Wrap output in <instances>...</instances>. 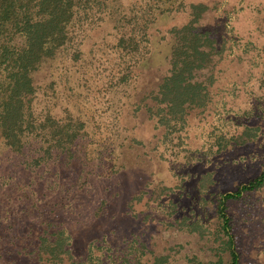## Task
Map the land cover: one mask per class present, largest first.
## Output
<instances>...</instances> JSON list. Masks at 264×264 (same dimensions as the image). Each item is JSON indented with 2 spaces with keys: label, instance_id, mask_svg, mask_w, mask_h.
Wrapping results in <instances>:
<instances>
[{
  "label": "trees",
  "instance_id": "16d2710c",
  "mask_svg": "<svg viewBox=\"0 0 264 264\" xmlns=\"http://www.w3.org/2000/svg\"><path fill=\"white\" fill-rule=\"evenodd\" d=\"M114 1L0 0V141L20 154L28 148L34 151L28 160L35 166L52 158L60 170L69 168L77 178L81 177L84 162L78 153L79 140L93 131L92 113L99 116L98 106L93 105L88 93H99L104 85V82L95 85L87 75L86 66H92L96 60L103 38L96 37L113 19ZM151 1L155 10L150 21L152 27L159 28L158 22L167 18L174 20L163 34L159 30H151L149 34L145 26L147 38L154 42L152 51L110 82L115 89L131 77L117 113L120 123L104 131L111 139L100 143L103 149L96 152L98 174H118L115 185L119 188H108L107 198L100 201L89 226L84 223L79 226L80 234L87 227L102 228L103 220L129 217L133 187H144L150 175L146 166L150 150L165 149L166 135L169 140L179 141L187 125L210 106L213 93L226 80L224 74L228 69L237 76L242 74L239 69L249 68L248 63L241 62V53L229 56L224 33L220 40L217 38L213 23L207 19L214 7L207 0ZM122 17L123 13L113 26L117 28ZM123 26L112 44L121 57V53L133 54L138 49L133 30ZM79 34L81 37L76 41ZM70 46L69 56H62ZM41 100L43 107L37 109ZM114 101L109 99L110 106ZM141 126L152 137L153 143L147 148V135ZM246 128L244 125L242 132ZM33 141L39 146L31 148ZM136 147L139 151L135 153ZM156 181L158 187L160 179ZM263 182L264 167L236 188L219 193L214 210L223 234L222 249L227 251L228 258L219 255L212 263L192 258L190 264H238L227 202ZM160 187L163 190L167 186ZM120 202L124 204L118 205ZM59 208L57 201L49 208L33 206L38 217L29 218L14 234L10 232L13 222H0V264H76L70 235L77 226L63 219Z\"/></svg>",
  "mask_w": 264,
  "mask_h": 264
},
{
  "label": "rangeland",
  "instance_id": "374dc122",
  "mask_svg": "<svg viewBox=\"0 0 264 264\" xmlns=\"http://www.w3.org/2000/svg\"><path fill=\"white\" fill-rule=\"evenodd\" d=\"M207 1L214 7L207 19L213 23L217 38L220 40L224 33L229 56L241 53V62L248 63L249 68L239 69L242 74L237 76L228 69L210 106L187 125L179 141L169 140L166 135L165 149L162 143V151L150 150L146 156L150 175L144 187H133L131 215L110 222L103 220L102 228L87 227L79 233L81 224L89 226L100 201L107 198L108 188H119L115 185L118 174H98L96 152L103 149L100 143L111 139L104 131L120 123L117 113L131 77L115 89L110 82L152 51L154 42L147 38L145 26L149 34L154 30L163 34L174 20L167 18L158 22L159 28L152 27L155 10L151 0H115L113 19L96 37H103L100 50L86 71L96 86L101 82L104 85L99 93H88L93 105L98 106L99 116L92 113L93 131L79 140L78 153L84 162L81 177L77 178L69 168L60 170L52 158L35 166L28 160L34 151L28 148L20 154L0 141V222H13L12 234L18 226L23 228L29 218L38 217L33 206L49 208L57 201L62 218L77 226L70 235L76 264H190L192 258L207 263L214 262L219 255L228 258L227 251L222 249L223 234L214 210L217 197L255 177L264 167V0ZM94 13L95 16L98 12ZM122 13L116 28L115 19ZM122 26L133 30L138 49L133 54L121 53V57L112 44ZM78 37L81 34L76 41ZM70 52L71 46L61 55L69 56ZM59 80L65 83L61 77ZM109 99L115 100L111 106ZM41 107L42 100L37 109ZM244 125L247 128L242 132ZM140 129L147 135V148L153 143L152 137L144 126ZM104 135L109 138H101ZM37 146L39 143L34 141L30 144L31 148ZM156 179H160L158 187ZM160 185L167 187L161 190ZM26 202L32 206L27 207ZM227 210L238 264H264V182L229 199Z\"/></svg>",
  "mask_w": 264,
  "mask_h": 264
}]
</instances>
